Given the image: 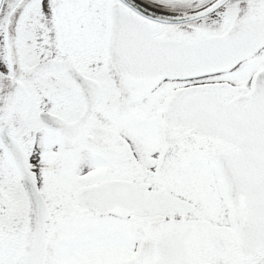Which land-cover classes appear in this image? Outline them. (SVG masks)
<instances>
[{"label": "snow or ice", "instance_id": "1", "mask_svg": "<svg viewBox=\"0 0 264 264\" xmlns=\"http://www.w3.org/2000/svg\"><path fill=\"white\" fill-rule=\"evenodd\" d=\"M0 264H264V0H0Z\"/></svg>", "mask_w": 264, "mask_h": 264}]
</instances>
